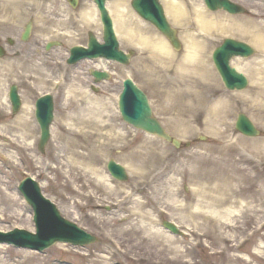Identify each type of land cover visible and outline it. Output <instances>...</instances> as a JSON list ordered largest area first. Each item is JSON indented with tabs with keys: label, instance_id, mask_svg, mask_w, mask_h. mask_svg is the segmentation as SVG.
Instances as JSON below:
<instances>
[{
	"label": "bare ground",
	"instance_id": "1",
	"mask_svg": "<svg viewBox=\"0 0 264 264\" xmlns=\"http://www.w3.org/2000/svg\"><path fill=\"white\" fill-rule=\"evenodd\" d=\"M129 1L111 0L108 9L121 43L138 51L133 64L145 69L157 88L151 92L158 93V100L152 99L151 103L163 125L171 134L185 140L188 127L194 125L197 129L201 123L205 132L222 139L224 146L207 153L195 151L177 155L167 148L151 147L152 139H145L138 147L131 148L134 140L124 132V127L107 121L103 97L93 96L86 86L70 85L64 92L65 108L52 124L51 140L43 160L34 152L36 141L29 122L34 118L33 105L24 99L16 115L0 109V159L3 161L0 173L2 168L14 165L22 156L20 153L25 154L36 179L43 178L46 182L38 180L42 189L61 180V188L74 194L73 208L96 212L103 204L115 205L127 220L123 234L139 235L140 244L154 238L168 246L173 254L179 253L173 236L156 228L152 219L154 214L166 211L172 216L179 212L182 225H177L185 227V234L231 243L234 239L229 232L238 229L239 224L234 220L243 211L240 206L236 210L239 200H233L237 189L230 185L224 198L211 196L205 184L198 181L184 195L172 188L176 179L170 173L179 174L182 181L191 180L194 174L207 172L204 164L211 162L214 152L213 157L221 161L230 158L233 152L264 160V136L245 139L236 134L233 124L236 113L241 112L264 130V0L259 2L261 9L255 8L249 17L212 12L202 0H161L170 23L178 30L183 45L181 51H176L165 36L144 22L130 8ZM5 2L9 21L25 20L31 15L30 10H35L36 20L40 18L38 0H0V5ZM82 17L89 20L96 31L100 30L93 5L83 10ZM259 17L262 20H258ZM226 37L242 39L258 51L254 57H234L231 61L232 66L249 79L245 90L226 91L211 60L215 44ZM92 65L95 69H106L102 60ZM122 76L132 75L124 71ZM75 100L78 103L72 109L70 102ZM5 101L9 107L6 97ZM237 101L242 102L240 107ZM116 150L125 152L113 159L126 168L130 176L127 183L114 179L105 165ZM21 199L26 205L23 197ZM110 200L113 202L109 203ZM14 205L10 188L0 180V218H11L8 211ZM27 229L32 230L33 224ZM105 236L110 243L111 234ZM65 246V242H59L53 249L58 255L65 253L66 258L48 263L29 249L18 250L16 258H9L6 256L9 245L0 243V264H73L71 251L63 250ZM95 259L106 261L104 256H95Z\"/></svg>",
	"mask_w": 264,
	"mask_h": 264
},
{
	"label": "rangeland",
	"instance_id": "2",
	"mask_svg": "<svg viewBox=\"0 0 264 264\" xmlns=\"http://www.w3.org/2000/svg\"><path fill=\"white\" fill-rule=\"evenodd\" d=\"M197 1L199 2V0ZM232 1L241 4L247 10L246 14L235 16L249 17L252 14V10L255 8L257 10L261 9V5L259 4L260 0ZM258 20H262V18L259 17ZM223 39L224 38L215 44L213 51L222 43ZM234 39L239 40V38ZM44 41L46 40L43 39L42 42ZM70 42L71 40L63 45V48L60 50V56L55 59L54 62L49 61L45 62L44 65H41L34 61L37 64L33 66L32 61H29L23 66L22 61H16L17 64L13 75L11 76V73H8L7 76L9 78L3 80L0 79V82H2V85H0L2 88L0 89V109L13 115L11 106L9 105L8 107L5 102L4 88L9 80L17 81L14 78V76H16V78L20 79V82H17L16 84L20 88L22 98L29 101L33 105V109L34 103L40 95L47 90L53 92L56 118L61 110L65 108L63 104L64 92L67 87H70V85L77 86L74 84L77 80L82 82L83 86H87L88 92L93 96L103 97V100L106 103L105 107H107V110L104 112L107 121L124 127V132L129 135L130 139L134 140L131 148L138 147L145 139H152L149 146L167 148L170 152H174L177 155L195 151L207 153L211 150H220L219 147L224 146V141L211 133L205 132L201 123L198 125L197 129L193 128L194 125L188 127V132L186 133L188 136L184 141L190 142V147L182 146V148L178 149L160 138L149 137L150 135L146 132L136 129L124 122L120 113H117L119 96L117 95V92H119V88L121 87L119 84V77L113 76V79H116L117 81L110 80L108 83H104V86H101L98 92L90 89V79L85 80L81 78L80 75L83 74L77 72L66 64L64 57H66V52H68L69 47H71L69 45ZM174 49L176 51H181V49ZM18 64L23 67L20 68ZM85 64L91 67L92 63L91 61H86ZM128 69L136 82L141 84L140 87L148 94L149 98L151 100H158V93L151 92V89L157 90V88L152 85L145 69H142L139 66L130 67ZM61 75H64V80L60 83L58 78ZM4 77H6V75H4ZM54 87L57 89H53ZM224 89L229 91L225 87ZM115 102H117L116 106ZM70 103L72 104L69 107L73 109L78 102L75 100ZM236 104L240 107L242 102L237 101ZM240 113L241 112L236 113L233 120L234 125L236 118ZM158 118L160 117L158 116ZM29 122L32 134H34V141H36L34 152L37 157L43 160L46 158L51 136L45 147V152L42 153L38 149L40 129L35 116L33 119L30 118ZM172 126L175 127V125ZM257 128L261 131V136L259 137L245 136L236 128L235 131L236 134L241 135L245 139H257L264 136L263 128L259 126H257ZM174 136L178 137L176 135ZM202 137H205L206 140H202ZM124 153V151L116 150L113 157H110L107 162L110 159H115L116 156H122ZM20 155H22L21 157L24 159H21L19 156V159L14 165L2 168L0 173V180H3L10 188L15 203L14 207L8 211L11 218H8L7 220L0 218V230L6 232L17 227L27 229L31 224H33V229L30 231H35V226L32 220V208L27 203L26 205L23 203L18 186L26 176L36 179L37 175L34 172L31 163L27 160V157H24L25 154L20 153ZM213 156H215V152L211 156V162L209 164H204V169L207 172L194 174L191 180L187 178V180L184 181H182V177L179 174L170 173V175L172 174L174 176L176 182H174L173 187L171 183L169 185L172 188L180 190L185 195L189 192L193 183L200 181L208 188V192L211 196H220L222 198L225 197V192L228 193V186L232 185V187L236 188L238 193L237 197L233 200H239L242 202L241 205L238 204L239 201L236 203V210H238V206H240L243 211L238 214L234 220V222H238L239 224L238 229L229 232L230 235L233 236L232 239H234L231 243L226 244L222 239L213 242L210 238H206V236H202L198 239L197 236L195 237L189 234H186L183 237L173 235L162 227V222L172 221L176 224L182 225L179 218L180 214L179 212H174V216H172L166 211L163 214H154L152 219L156 228H159L161 231L166 230V232L173 236L172 240L174 241L175 246H178L180 249L179 253L173 254L172 250L168 249V246L158 243L154 238H150V242L140 244L139 235L136 237L135 235L131 236L123 234L126 230L124 227L127 224V220L124 217L125 214L121 213L120 208H116L115 205H109L108 203L103 204V206L96 212L86 208H73L72 198L74 197V194H72V191L70 190L62 189L60 184L63 182L61 180H58L57 182L56 180L55 183H52V185L47 188H41L43 195L58 207L62 216L73 221L92 235L98 237L97 243L83 247L67 243V246L63 247V250L71 251L70 259L73 261V264H264V160L248 158L247 156L236 152L230 154V158L223 159L222 161L215 159ZM2 162L3 161L0 159V167L3 164ZM107 162H105L106 167ZM176 166H178V162L176 163ZM38 180L44 184L46 183L43 178H37L36 181ZM129 180L130 176L124 183L129 182ZM209 187H212L213 189L209 190ZM249 201L251 202L250 206L247 205ZM112 202V200L109 201V203ZM247 209H249V211H247ZM91 214L97 215V217H92ZM105 221H107L110 226L107 225ZM180 229L185 231V227H180ZM106 233L111 234L112 240L110 243H107L109 240H107L105 236ZM54 246L55 244L43 251H33L36 252L40 259L47 261L48 263H54V261L66 258L65 253L60 255L56 254L53 249ZM104 248L106 251H103ZM22 249L27 250L25 248L9 245L6 256L9 258H16L18 250ZM95 256H104L106 261L99 262L95 259Z\"/></svg>",
	"mask_w": 264,
	"mask_h": 264
},
{
	"label": "water",
	"instance_id": "3",
	"mask_svg": "<svg viewBox=\"0 0 264 264\" xmlns=\"http://www.w3.org/2000/svg\"><path fill=\"white\" fill-rule=\"evenodd\" d=\"M94 1L104 27V43H99L94 36H91L88 48L75 46L71 49L69 62H74L76 59L83 57H105L116 61L128 62L129 55L120 49L114 22L106 7V0ZM205 3L211 10L224 9L230 14L245 12L242 6L230 0H205ZM132 5L136 12L143 19L154 24L171 41L174 47L180 48L177 31L170 25L159 0H133ZM254 53L255 49L248 43L232 38H226L222 45L215 49L213 61L228 89L242 90L248 85L246 75L232 67L230 60L235 56L250 57ZM94 74L100 76L97 71ZM10 100L13 112L16 113L20 108V96L16 87L11 88ZM35 106V115L41 130L39 149L44 151L50 137V125L54 118L52 97L50 95L40 97ZM119 109L123 119L134 127L157 135L177 148L181 146V141L172 137L164 129L160 121L154 117L147 94L130 78H127L124 82V89L120 94ZM236 128L248 136H257L260 133L244 114L238 115ZM186 145L188 146L189 144L187 143ZM108 169L116 179L122 181L128 179L124 166L114 160L108 162ZM20 190L25 194L26 199L35 210L34 220L37 233L34 234L24 229H15L9 233L0 231V242L43 250L58 241L70 242L81 246L97 241L95 236L63 218L57 207L42 196L38 183L32 178L24 179L20 184ZM163 225L173 233L180 234L178 228L172 222L165 221Z\"/></svg>",
	"mask_w": 264,
	"mask_h": 264
},
{
	"label": "flooded vegetation",
	"instance_id": "4",
	"mask_svg": "<svg viewBox=\"0 0 264 264\" xmlns=\"http://www.w3.org/2000/svg\"><path fill=\"white\" fill-rule=\"evenodd\" d=\"M38 3L39 20H36L34 16L35 10H30L31 15L23 21L20 20L21 22L18 20L9 21L4 8L7 5L6 2L0 5V63H4L3 65L6 67V69L1 70L2 73L6 74V77H2V79L9 78L8 73H11V76L13 75L16 61H22L23 66L29 61H32L33 66L37 64L35 62L44 65L45 62H54L60 56L63 45L69 40L73 39L81 45H87L88 43L91 22L83 18L82 13L84 9L93 5L92 0H38ZM37 21L39 28L36 27ZM29 25L31 28L28 38L24 39L25 29ZM52 30L55 31V34ZM43 39L46 41L42 42ZM48 45L49 48H47ZM89 60L91 59L80 60L69 65V67L83 74L80 75L81 78L90 79L89 88L93 90L97 88L94 86L97 78L92 75V69L85 64ZM108 63L110 64L108 66L110 74L116 76L121 75L120 73L126 67H133L131 64L125 65L114 61H108ZM18 66L23 67L19 64ZM111 75V80L117 81ZM14 78L18 83L20 82L19 78H16V76ZM75 82L79 87H85L82 82L77 80ZM103 83L106 84L108 81ZM103 83H101V86H104ZM0 85H2V82H0ZM121 86H123V80ZM0 89L2 88L0 87Z\"/></svg>",
	"mask_w": 264,
	"mask_h": 264
}]
</instances>
